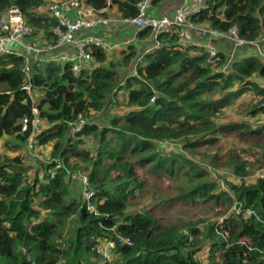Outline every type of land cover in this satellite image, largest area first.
<instances>
[{"label": "trees", "instance_id": "1", "mask_svg": "<svg viewBox=\"0 0 264 264\" xmlns=\"http://www.w3.org/2000/svg\"><path fill=\"white\" fill-rule=\"evenodd\" d=\"M138 1L84 2L95 11L113 3L122 17H134ZM208 3L209 11L195 18L196 23L207 22L218 32L236 26L239 37L246 42H257L264 33V0ZM12 5L19 7L25 23L34 29L33 38L40 32L54 38L50 31L54 19L37 12L44 0H0V15ZM244 47L255 49L244 45L237 51ZM91 57L99 66L74 78L70 63L32 64L27 76L23 56H0V139L13 137L27 142L33 131L35 107L38 117L49 123L35 135L36 146L53 144L54 158H58L44 167L42 177L28 181L25 175L31 167L17 155L0 153V264H99V259L102 264H201L196 256L201 254L203 244L202 238L197 239V229L190 226L186 234L175 225H158L149 212L126 211L130 197L145 186L138 171L155 178L164 175L189 188H181L180 199L184 202L224 199L241 212L252 210L254 215L245 220L232 213L210 225L204 260L205 264H263L264 177L254 185H230L232 194L217 193L218 184L205 179V170L183 154L166 152L156 144L181 143L184 149L196 148L212 144L215 133L247 128L249 125L215 124L213 118L248 90L264 99V88L250 80L264 78L261 58L250 55L237 59L223 73L205 65L201 49L182 47L175 37L160 38V46L145 55L146 64L139 68V78L125 81L127 104L135 109L100 127L91 114L103 110L113 91L120 89L121 80L113 63L105 66L107 57L101 49L92 48ZM220 57L224 61V55ZM25 84L30 85L32 93L43 92L38 104L23 89ZM260 113H264V106L251 111L250 117ZM24 118L27 128L21 132ZM79 118L87 119L88 124L72 138L66 122ZM85 136L98 141L95 154L81 147L80 138ZM87 163L91 170L86 177L94 191L89 203L96 212L88 209L86 200L81 203L69 198V181L77 179L81 165ZM113 173L116 177L111 179ZM235 174L245 176L248 171L239 164ZM71 216L76 217L78 226L62 237ZM113 229L128 242L108 237L106 234L114 233ZM106 237L116 241L114 254L118 256L110 262L97 250L96 240Z\"/></svg>", "mask_w": 264, "mask_h": 264}, {"label": "rangeland", "instance_id": "2", "mask_svg": "<svg viewBox=\"0 0 264 264\" xmlns=\"http://www.w3.org/2000/svg\"><path fill=\"white\" fill-rule=\"evenodd\" d=\"M49 1L46 0L43 7H40V11L37 10V12L43 13L44 6ZM120 17V20H122L123 17ZM148 35L150 34L148 33ZM34 38L32 37V39ZM32 39H28L26 42L34 43L35 40L33 41ZM257 41L256 52L251 54L260 57L264 62V33L259 36ZM129 56L130 54L128 53L125 57H120L111 63L114 64L115 69L122 65H128L127 63L131 62L128 59ZM240 59L238 58V60ZM108 62L105 63V66H108ZM134 66L133 70L121 75L120 80L122 84L120 85V89L113 91L110 100L105 102L103 110L92 112L91 118L95 124L105 127L106 125H110L113 118L125 115L135 109L127 104L128 89L124 85L128 78H139L138 70L141 66V61L138 60ZM250 80L255 81L254 83L259 84V87L264 88V78L258 79L254 77ZM131 86L136 88L137 84L131 83ZM32 94L35 105L43 99L44 94L41 90L33 91ZM262 106H264V99L259 97L254 91L248 90L238 100L233 101L213 118L215 124L249 125L247 128H242L232 133H215V140L212 144L196 148L184 149L181 143L159 142L156 144L161 148H165L166 152L183 154L197 164L200 169L205 170L207 172L205 179L208 182L218 184V187H216L217 193L228 191L232 194L230 185L240 186L236 182L238 179H247L248 183L246 185H254L253 178L264 167V113H260L254 118L250 117L251 111ZM48 125L49 123L38 117V124L36 125V130H34L35 135ZM256 130L261 132L256 133ZM252 131L255 133H251ZM80 140L82 148L90 150L95 154V150L98 147V141L95 138L85 136L81 137ZM54 151L53 144L42 147L36 146L33 151H30L28 149V142H20L13 137H3L0 139V153L2 155L9 157L17 155L22 159L24 164L31 167L25 175V179L28 181L34 179L35 176L42 177L44 167L47 164L58 161V158H54ZM239 164L243 165L244 169L248 171L247 175L239 176L235 174V168ZM70 165H74V162H71ZM81 167L79 177L69 181V198L77 199L82 203L86 200L84 178H87L86 176L90 173L91 165L87 163L82 164ZM138 173L140 177L145 179V186L141 190L135 191L134 195L130 197L126 211L149 212L154 216L158 225H175L186 234L189 233L188 227L190 226L197 229V239L201 240L200 238H202L201 243L203 247L201 249L202 252L200 251L201 254L196 257L201 261V264H205L204 258L208 243L210 244V241L206 240L208 239L206 234L210 225L219 222L232 213L237 215L240 212L237 205L229 206L224 199L198 200L194 203L184 202L180 199L181 188H189H184L180 183L174 182L171 178H167L164 175L161 178H155L145 174L144 171H138ZM115 177L114 173L111 174V179ZM91 207L95 210L94 205H91ZM44 216L45 213H43L42 217ZM77 226L76 217H69L63 228L62 237L70 235ZM113 232L106 235L115 238L117 232L115 230ZM105 239L98 240L106 241ZM117 256V254L113 253L110 261L116 259ZM102 262L99 259V264H102Z\"/></svg>", "mask_w": 264, "mask_h": 264}, {"label": "built area", "instance_id": "3", "mask_svg": "<svg viewBox=\"0 0 264 264\" xmlns=\"http://www.w3.org/2000/svg\"><path fill=\"white\" fill-rule=\"evenodd\" d=\"M152 0H139L136 3L137 15L134 17H123L120 22L124 25H132L138 30H147L152 37L156 48L160 46V38L175 37L179 44L187 43L191 47L201 49L205 54V65L214 70L227 73L232 63L234 62L235 51L244 46L251 45L257 47L255 42H246L238 35L236 26L231 27L227 32H218L211 28L200 27L194 19L197 18L202 12L209 11L208 0H178V3L173 9L172 16H152L147 14V10ZM69 10H74L76 17L68 15ZM93 9H87L83 6L81 0H55L49 1L45 4L44 12L49 17L54 19L55 25L51 28L52 36L60 43L73 46L75 50V59L70 63V71L74 78H80L83 73V61H87L91 57V49L99 48L103 52L119 48L118 44H109L103 37L94 33L96 27L101 24H106V20L101 16H93ZM83 31L88 32L82 37H78L77 34ZM34 29L25 23L24 16L18 6L12 5L3 14L0 15V56L15 55L23 56L25 63L23 71L29 76L32 63H48L49 61L42 56L43 50L32 43L26 42L28 38L33 37ZM189 33L198 34L201 36H208L221 39L231 44V52L228 56H225L222 61L220 55L222 54L216 43L212 40H208L206 43L188 42L187 37ZM222 62V63H221ZM28 93H30L33 101V94L31 92L30 85L25 84L23 87ZM155 97L151 99V103H154ZM32 121V134L28 139V149L33 151L36 148L35 133L36 125L38 124V111L34 107ZM27 119L24 118L21 121V132H24L27 128ZM88 124V120L85 118H79L76 121L66 122V126L70 131L71 137H76ZM59 166L55 167L52 171L54 175L55 170ZM264 177V167L260 169L253 181ZM239 185L247 184V179H238L236 181ZM85 196L88 203V209H92L89 200L94 194L88 184V179L84 178ZM242 219H247L254 215L252 210H246L244 212H238ZM219 222H222L220 220ZM115 230V229H113ZM116 233V239L121 242L127 243L126 239L121 238ZM97 242V250L100 256L110 262V258L113 256L116 248V241L108 240ZM264 260V252L261 253ZM264 264V262H263Z\"/></svg>", "mask_w": 264, "mask_h": 264}, {"label": "crops", "instance_id": "4", "mask_svg": "<svg viewBox=\"0 0 264 264\" xmlns=\"http://www.w3.org/2000/svg\"><path fill=\"white\" fill-rule=\"evenodd\" d=\"M46 0H44L45 2ZM55 1V0H50ZM85 0H81L84 7L87 9H92L91 7L85 5ZM178 3V0H152L151 4L147 10V14L152 16H172L173 9ZM40 11V9H38ZM44 12V10L42 11ZM68 15L71 17H76L74 10H69ZM93 16H101L106 20V24H101L95 28L94 33L103 37L109 44H118L119 48L111 49L105 51L107 57V62H113V60H118L120 57H125L128 53L132 56L130 58L128 65H122L121 67L116 68L115 70L119 75H123L125 72L128 73L135 68V63L139 60L141 61V67H143L145 62V55L152 53L157 48L154 45L152 37L148 34H145L144 30H138L132 25H124L120 22L121 13L118 10V7L115 4L109 3L107 7L100 11H93ZM202 28H209L207 22L197 23ZM88 32L92 31H83L78 33V37H82ZM209 36H201L198 34L189 33L187 40L188 42L195 43H206L208 40H212ZM35 45L43 50L42 56L48 60L55 61L60 64L71 63L75 59V50L73 46L65 45L58 42L55 38L50 39L46 37L43 32L37 34L34 38ZM217 47L221 51L222 55L228 56L231 52V44L227 41L221 39H215ZM258 43V41H257ZM187 43L180 44L182 47L189 46ZM261 48V47H260ZM239 49V48H238ZM254 48H241V50L235 51L234 61H237L238 58H245L252 55L251 53L256 52ZM143 60V61H142ZM34 64V63H32ZM99 64L90 57L89 60L83 61V71H92ZM121 79V78H120ZM122 84V81L120 82ZM120 84V85H121ZM128 97H126L127 99Z\"/></svg>", "mask_w": 264, "mask_h": 264}, {"label": "water", "instance_id": "5", "mask_svg": "<svg viewBox=\"0 0 264 264\" xmlns=\"http://www.w3.org/2000/svg\"><path fill=\"white\" fill-rule=\"evenodd\" d=\"M209 36V35H208ZM215 40V38L214 39H212V41H214Z\"/></svg>", "mask_w": 264, "mask_h": 264}, {"label": "clouds", "instance_id": "6", "mask_svg": "<svg viewBox=\"0 0 264 264\" xmlns=\"http://www.w3.org/2000/svg\"><path fill=\"white\" fill-rule=\"evenodd\" d=\"M90 201V200H89Z\"/></svg>", "mask_w": 264, "mask_h": 264}]
</instances>
